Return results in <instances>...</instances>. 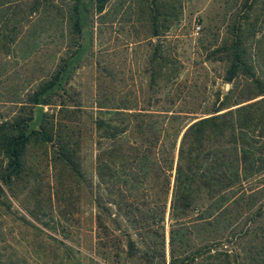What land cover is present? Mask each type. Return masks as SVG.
Here are the masks:
<instances>
[{"label": "trees", "instance_id": "1", "mask_svg": "<svg viewBox=\"0 0 264 264\" xmlns=\"http://www.w3.org/2000/svg\"><path fill=\"white\" fill-rule=\"evenodd\" d=\"M46 1L50 22L65 25L58 36L64 53L27 89L24 114L0 121V204L3 186L27 175L28 149L48 146L60 187L62 173L72 175L77 190L84 186L95 264H264V0H223L224 33L211 21L203 28L205 61L224 63L231 87L195 118L194 111L176 110L171 97L168 106L153 108L160 103L154 95L182 69L165 40L180 20V0ZM123 7L149 29V94L98 90L87 174L80 156L83 111L70 80L91 50L95 17L111 22ZM24 44V57L37 53L36 31ZM0 52L8 53L2 40Z\"/></svg>", "mask_w": 264, "mask_h": 264}, {"label": "rangeland", "instance_id": "2", "mask_svg": "<svg viewBox=\"0 0 264 264\" xmlns=\"http://www.w3.org/2000/svg\"><path fill=\"white\" fill-rule=\"evenodd\" d=\"M6 1L0 6V42L8 46L7 54L0 52V121H11L22 114L21 104L29 86L40 74L49 72L53 60L64 53L58 36L66 32L65 25L57 27V19L50 22L46 0ZM180 1V20L166 32L165 40L166 48L181 62L182 69L173 85L154 95L160 103L153 108L168 106L165 102L171 97L176 110L194 111L195 118L206 115L217 94L222 96L231 87L224 80L225 64L205 61L199 42L210 21L216 33H224L226 27L219 24L218 11L223 0ZM55 3L59 4L58 0ZM124 7L113 13L111 22L99 23L95 17L91 50L70 80V91L76 93L83 111L80 156L82 171L87 174L91 173L94 156L89 118L96 114L93 105L98 90L143 99L149 94L144 71L150 47L149 29L143 18L126 14ZM196 26H200L198 32ZM218 26L221 27L217 29ZM33 30L39 48L26 58L24 42ZM49 152L48 146H31L26 156L27 175L14 180L8 188L3 186L0 264H95L90 260L93 212L84 186L77 190L72 175L60 173L65 184L60 187V171L50 165ZM69 196L70 200H66ZM99 261L113 264L110 260Z\"/></svg>", "mask_w": 264, "mask_h": 264}, {"label": "built area", "instance_id": "3", "mask_svg": "<svg viewBox=\"0 0 264 264\" xmlns=\"http://www.w3.org/2000/svg\"><path fill=\"white\" fill-rule=\"evenodd\" d=\"M200 29V26H196V31L198 32Z\"/></svg>", "mask_w": 264, "mask_h": 264}]
</instances>
